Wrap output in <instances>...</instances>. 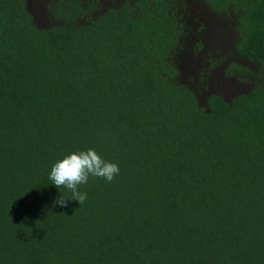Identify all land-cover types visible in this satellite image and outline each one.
<instances>
[{
    "label": "trees",
    "instance_id": "trees-1",
    "mask_svg": "<svg viewBox=\"0 0 264 264\" xmlns=\"http://www.w3.org/2000/svg\"><path fill=\"white\" fill-rule=\"evenodd\" d=\"M31 4L0 0V264H264V0ZM87 149L120 172L79 205L48 173Z\"/></svg>",
    "mask_w": 264,
    "mask_h": 264
},
{
    "label": "clouds",
    "instance_id": "clouds-1",
    "mask_svg": "<svg viewBox=\"0 0 264 264\" xmlns=\"http://www.w3.org/2000/svg\"><path fill=\"white\" fill-rule=\"evenodd\" d=\"M120 169L116 163L104 160L94 149L71 152L57 160L50 168L48 179L57 189L63 187L72 194V199L83 204L87 194L79 191V186L86 184L90 176L103 178L111 182ZM66 200L60 195L55 203L66 206Z\"/></svg>",
    "mask_w": 264,
    "mask_h": 264
},
{
    "label": "rangeland",
    "instance_id": "rangeland-1",
    "mask_svg": "<svg viewBox=\"0 0 264 264\" xmlns=\"http://www.w3.org/2000/svg\"><path fill=\"white\" fill-rule=\"evenodd\" d=\"M40 2V0H32V4L30 6L31 11L37 15V19L39 21L40 24L45 25L46 22L40 18H42L41 16V10H39L38 7V3ZM189 4V3H188ZM190 7L192 8V12L196 15L197 18L203 20V21H207L209 22V18L211 17L210 13L207 11V9H203L201 8L199 5L194 4L192 2H190ZM212 18V17H211ZM211 32L209 34L206 35V44H207V48H205L204 53L207 54H215V50L214 48H218V47H224V48H220L223 49L222 54L223 56H226L227 58H229L230 60L234 61V62H240L243 63V65L247 66L250 70H255L256 68L259 67L258 64L256 63H250L249 61H245L244 59H242L241 57H238L235 53H228V49L230 48L229 46V42L230 40H228L226 37L224 38L223 36H229L227 33H224L225 27L221 26V25H217V26H212L211 24ZM227 47V48H225ZM227 50V52H226ZM219 56L221 57V55L217 54L214 55L213 57L218 60ZM227 60V61H230ZM229 65V62H224L222 64H220L219 69L217 70L220 75L224 72V69H226ZM186 67H187V71H189L190 69H194L195 68V63L193 61H187L186 63ZM224 79V77H223ZM226 80H237L235 77H231V79H225L223 81V83L220 84H213L212 87V91H219L226 100H231L233 97H235L236 94L238 93H243L246 92L249 89V85H251L250 82H247L246 85H242V84H238V83H230L229 81ZM216 82V81H215Z\"/></svg>",
    "mask_w": 264,
    "mask_h": 264
},
{
    "label": "flooded vegetation",
    "instance_id": "flooded-vegetation-1",
    "mask_svg": "<svg viewBox=\"0 0 264 264\" xmlns=\"http://www.w3.org/2000/svg\"><path fill=\"white\" fill-rule=\"evenodd\" d=\"M187 3H189V4H190V1H187ZM192 14H194V13H192Z\"/></svg>",
    "mask_w": 264,
    "mask_h": 264
}]
</instances>
